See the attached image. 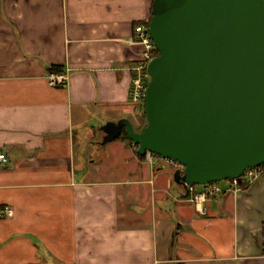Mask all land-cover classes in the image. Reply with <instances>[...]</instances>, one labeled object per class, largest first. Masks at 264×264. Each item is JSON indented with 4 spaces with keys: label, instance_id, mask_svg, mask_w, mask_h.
Returning a JSON list of instances; mask_svg holds the SVG:
<instances>
[{
    "label": "crops",
    "instance_id": "crops-1",
    "mask_svg": "<svg viewBox=\"0 0 264 264\" xmlns=\"http://www.w3.org/2000/svg\"><path fill=\"white\" fill-rule=\"evenodd\" d=\"M153 1L0 0V264H264V177L202 214L167 162L104 143L138 126Z\"/></svg>",
    "mask_w": 264,
    "mask_h": 264
},
{
    "label": "water",
    "instance_id": "water-1",
    "mask_svg": "<svg viewBox=\"0 0 264 264\" xmlns=\"http://www.w3.org/2000/svg\"><path fill=\"white\" fill-rule=\"evenodd\" d=\"M149 29L148 125L109 122L104 143L125 130L139 155L180 163L186 189L264 165V0H155Z\"/></svg>",
    "mask_w": 264,
    "mask_h": 264
},
{
    "label": "built area",
    "instance_id": "built-area-1",
    "mask_svg": "<svg viewBox=\"0 0 264 264\" xmlns=\"http://www.w3.org/2000/svg\"><path fill=\"white\" fill-rule=\"evenodd\" d=\"M135 34L137 36V42L143 47L142 52V64L139 67V70L142 72L139 76L134 80V89L132 91V96L134 97V101L136 103L142 104L144 102L145 91L147 88V84L149 82L150 76L148 74V65L149 63L156 57L155 50L156 46L151 38L150 29H149V21L146 23H140L135 28ZM67 79L66 74L56 75L51 74L49 76V83L52 86H57L63 84V82ZM155 158V155L151 152L146 153V159L148 161H152ZM165 162H167L169 166H171L172 170L176 172L177 170H181L184 172V167L178 162L173 161L171 159L161 158ZM7 160L4 154H0V161L5 162ZM240 180H230L228 182L234 187V189L243 188V183L248 182L247 185L252 182L254 179L259 177H264V168L262 166L249 168L244 173ZM190 201L194 203L196 208L202 213H206L205 203L208 199L215 197L219 193L223 191V188L218 183H210L207 185H189L186 189Z\"/></svg>",
    "mask_w": 264,
    "mask_h": 264
},
{
    "label": "trees",
    "instance_id": "trees-1",
    "mask_svg": "<svg viewBox=\"0 0 264 264\" xmlns=\"http://www.w3.org/2000/svg\"><path fill=\"white\" fill-rule=\"evenodd\" d=\"M155 56H159V52H158L157 49L155 50ZM140 107H141V114H140V115H141V119H140V120H142V121H141V123L138 124V126L136 127V131H137V132H141V131L144 129V127H145L146 125H148V124H147V118H146L145 111H144V104L142 103V105H141ZM140 115H139V116H140ZM138 119H139V118H138ZM117 139L126 140L127 143H128V145H129V147L135 149V152H137V154H138V147H137V145L134 144V142L131 141V140L129 139V137H128V135H127V133H126L125 130L122 132V134L120 135V137L117 138ZM138 155H139V154H138ZM139 156H140L141 159H145V156H141V155H139ZM158 158H161V157H158ZM262 167L264 168V165H262ZM247 183H248V182H244L242 186H243V187H246V186H247Z\"/></svg>",
    "mask_w": 264,
    "mask_h": 264
},
{
    "label": "rangeland",
    "instance_id": "rangeland-1",
    "mask_svg": "<svg viewBox=\"0 0 264 264\" xmlns=\"http://www.w3.org/2000/svg\"><path fill=\"white\" fill-rule=\"evenodd\" d=\"M138 118H139V119H137V125L140 124L141 121H142V120H140V119H141V115H140V116L138 115ZM226 182H228V181H221V182H218V184H219L220 186H223Z\"/></svg>",
    "mask_w": 264,
    "mask_h": 264
}]
</instances>
